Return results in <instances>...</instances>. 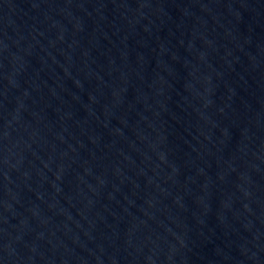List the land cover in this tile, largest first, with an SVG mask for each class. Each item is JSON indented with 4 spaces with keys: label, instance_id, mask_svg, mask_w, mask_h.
<instances>
[{
    "label": "water",
    "instance_id": "95a60500",
    "mask_svg": "<svg viewBox=\"0 0 264 264\" xmlns=\"http://www.w3.org/2000/svg\"><path fill=\"white\" fill-rule=\"evenodd\" d=\"M0 264H264V0H0Z\"/></svg>",
    "mask_w": 264,
    "mask_h": 264
}]
</instances>
